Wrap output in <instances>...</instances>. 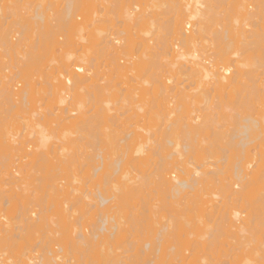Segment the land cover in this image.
I'll return each instance as SVG.
<instances>
[{
  "label": "bare ground",
  "instance_id": "obj_1",
  "mask_svg": "<svg viewBox=\"0 0 264 264\" xmlns=\"http://www.w3.org/2000/svg\"><path fill=\"white\" fill-rule=\"evenodd\" d=\"M2 1L3 0H0V3H2ZM22 1L23 0H17V2L15 1V3L9 4L10 6L6 5L5 8L7 9V14L3 13V10H1L3 7L2 5H0V12L2 14H0V18L3 17L1 20L4 22L0 28V48L3 52L2 55H4L2 58H5V55H7V57L13 56L12 59L14 60L12 64L8 63L9 65H0V73H2V77L0 76V113L3 114V116L0 115V118L4 119L2 117H6L7 119L9 118L10 121L16 120L15 117L17 116V114L14 112L17 110V108L29 107L28 119L18 117L21 120L17 122V127L14 130L10 131L9 129L7 130V128H2V130L0 129V136L2 139L0 146H2L4 148V151L6 152V154L5 152L3 153L5 154V157H3V159L5 158L7 161H9L6 166L0 167V252L4 254V250L6 249L7 251V249H9L10 247V244H12L11 246H13L14 244H16L15 241L18 242L24 239V237L26 238V234H38L40 231L42 232L43 229L45 230L46 227L48 228V218L45 214H43L45 209L48 210L47 207H49V210L52 208L56 211H60L62 218L61 222L63 223H61L60 227H58L57 225L56 226L59 229L62 227L63 231L68 232L69 235L70 233H72L73 236L70 240L71 245L69 242L70 238L67 240V243L64 241L65 238H63L62 240H54V247L56 249H53V247H50L49 245H42L41 242H36L37 245L33 244L34 247L31 246L33 247L32 249H29L31 248L29 245L28 247H26V249L28 248V251H25L24 249V252L17 255L15 261H12L10 259V264L77 263V258L79 257V254L76 255L77 249L81 254L80 259L82 260V262L79 260V262H81L80 264H89V259L91 263L93 262L94 264H98L100 261L104 262L107 259L106 252L108 250V243L110 241H115L116 243V240L118 239L116 237H118L117 235L119 234V232L126 230V228H124L125 224L123 223H128L126 222L128 220L126 217L125 220L124 217H122V210L123 207H125V201L128 198H137L141 203L143 202L146 205V208L145 206L143 207L145 209V213L147 212V214L154 213L153 209L156 205L155 203L151 204V202L157 199L159 202L156 203H160V205L162 204V212H168L170 217L169 215L166 217L164 216L162 217V222L159 221L155 222L157 224H150L148 228L154 231V233L156 234V236H154L155 238H146L147 240L144 239L146 241H143V243L142 241H140L142 245H140V249L138 248L139 252H135L133 250L135 254H132V258L131 260H129V262H126L128 259L127 256L129 257L131 253H128V255L126 256L127 259L126 261L124 260L126 263L124 261L122 262L116 260L118 264H120V262L121 264H139L137 260L139 259L138 257L141 258L139 259L141 264H186L183 263V260H185L183 256L186 254L182 255V248H180L181 246L177 248V245H179L180 243L178 242L179 244H175L174 242L176 241L174 240L173 243L170 242L171 244H168L170 240H173L168 239L170 237L169 234H171V232L175 233V231L173 230L182 229V226L185 227L186 224L187 226H192V228L196 230H211L212 233L209 232L211 234H213V231H215L216 233L217 231L223 230V233L228 237L234 236L237 233L241 235L247 233L250 230L248 225L253 223V219L250 217V213L245 214L249 207L247 192V188L249 187L253 188L254 190L255 209L258 212H261V214L264 216V120H261L260 118H252L253 116L251 115H249L251 117L244 116V118L242 119H236L234 117L235 121H233V123L231 124L228 123V125H231L232 127L230 126V129H225L227 128L226 126L224 130L221 131V128L224 127L225 123H219L218 118L214 115L215 112H211L212 114L208 113L207 111L209 108L205 109L207 110V114L204 113L202 117L201 115H194V117H192V114V116H190L189 113H184L186 112L187 106L183 104V102L187 104V101H189L188 98H190V93L184 92L190 86L189 82L188 84L185 83L186 85L183 84L184 82H181L184 86L180 85L178 82V85L177 83H174V81L170 77H166L164 75V73H175V71H179L182 75L183 73L184 75H186V73H189V79L193 78L194 76H197V78L200 77L197 81H199V79H203V82L207 81L208 85H210L211 87H215L221 90L231 86H242V89L250 87L248 88L251 90L250 95L256 96V98L262 102L264 100V0H168L170 1L168 3L171 4L164 6L165 10L164 8H160L159 5H157V8L156 6H154L153 8V10H158V8L163 9V11L161 10L163 14L164 11H166L165 14L170 15L168 16V18L164 17L165 20L162 18V21H159L161 20L160 18L155 19L154 17H152V5L149 4L151 2L150 0H147L148 2L144 0L147 3H145V7L148 10L146 8H141V6L139 5H136V2L134 3V1L133 5L129 6L128 4H123L124 6L121 7L120 5H122V0H90L89 6L86 7L87 5L85 3L87 2V0L86 2L84 0H65L64 9L62 8L63 11L61 12L60 9L61 13L53 12L52 10L54 9H51L53 8L51 7V5V8L48 7V5L44 7L43 4H41V0V2L37 5L34 3L36 5L35 8L32 9L33 11H31V13L28 11L26 16L24 15L25 13H21L22 10L26 9V4H24ZM135 1L138 2V0ZM249 1L251 2L247 3ZM162 2V5H165L166 2ZM27 4L29 5L30 2ZM152 4L154 5V3ZM251 4L254 5V11L250 9L252 7H249ZM97 6L98 9H96ZM119 6L123 8L121 9L124 13V15L122 16H125V18H127L126 20L128 22L125 23L129 24L130 22H132L134 25L138 26V24H141L142 26L145 25V27L146 24H148L147 26L149 27L153 26V29H151L154 31V33L155 30H165V33H163L162 31L163 34L161 36H154L155 38L152 37V39H149V37L155 34L149 36L153 31L150 32L151 29L148 30L147 28L149 27H147L145 35L148 34L149 37L147 36L148 39L146 41H141L144 42V46L142 45L145 50L144 54L142 53L141 57L138 56L140 58H137L136 56V61L134 60V55L131 54L128 59V64L129 62L130 65L134 64V70L136 69L137 64V66L140 67L139 69L147 68V71L145 70L146 73L151 70V68L158 69L159 66H161V71L158 73L157 78L152 82L154 83V87L155 84L157 85V88H155L154 90H157V93H160L159 96H157V94L156 98L153 99V101H157V103L153 105V109H158L159 111H156L159 113L162 111L161 115L164 114L163 117H165L166 120L170 119L172 115H175L176 112L180 111V115H178V113V117L177 115L176 117L179 118L182 114V116H185L184 118L186 119H181L182 116L177 120L175 119V121L172 120L173 118H171V120L167 122L164 119L166 122L164 124L166 125L165 127H163V129L165 128L164 132L162 130V134L164 135L160 139L155 138L153 136L154 134H151L154 131L149 133V130H143L144 132L146 131L147 134L146 132H143L142 134V131H140L141 133H138L135 130L128 132H125V130V134L122 133V135L120 133L122 135L121 137H111L109 135L107 137L105 135V137L97 138V134V136L95 134H92L93 136L95 135L97 139H94L93 142L90 140L93 146L89 147L94 150L91 151H93L92 153L95 154L93 155V158L90 154L92 160L90 159L91 164L89 165V168L91 167V170L89 169V176L86 174L87 177L84 178V180L87 179V181L84 182H89L90 184H88L90 185V187H93L91 190H86L87 192H84V194H82L83 192L81 193V191L76 188L81 193L80 194L78 192V200L81 199L87 207V209L85 206H83V208L85 209L81 207L82 211L78 208L77 210L81 211L82 213H80L85 217H87V215L85 214H88V220L91 222L88 223L87 218H84L85 220L83 219V221L85 222L82 221L83 223H80L82 219L81 216V218H78L80 221L78 220L77 225L75 224L76 227H79L77 228V230H72V224L69 222V224H64L63 220L66 219L67 216L71 215L70 217H72L75 214L71 213L77 211H73V204L72 207L70 205L68 206L66 203L68 201H65L68 195H70L71 193V195L74 194L73 192L75 191V189L69 192L66 191V188H64L62 184L64 177H61L62 173H60L59 176L58 172H62L64 168L70 167V160H68L70 157H67L68 159H66V155L62 154V151L65 148L64 143L69 144L73 141H76L77 139L76 137V139L71 138L72 136L70 137V134H68L70 132H68L67 134L66 132L70 128H73L76 131L80 129L78 125L76 126L75 119L69 125H66L67 123L65 120H70L71 117L75 116L83 119V117L81 116L86 115V113L89 112L87 109L86 111L88 112L85 111L86 107L83 109V101H85L86 99L88 103L87 99L93 98V95L89 93H92L94 91L89 92L91 90H89V87H92L93 84L96 86L98 92H101L102 87L101 83L99 82L101 80L104 81V77L106 76L110 78V75L112 74V72L109 73L111 68L110 70H108L109 74H107V72H102L101 66H104L103 64L105 63V61L106 63L107 61H110L111 64H108L111 65V67L113 65L112 69H114V71L116 70V72L119 70L122 71L123 69H127L126 67L128 66L123 68L120 63L118 64L117 56L119 54L125 55L124 52L128 51V49L130 48L132 50L134 43L132 38L136 37L137 35L136 34L134 36V33L128 34L123 29H120L117 25V22L119 21L117 20V18L116 25L120 30L118 29L117 32L114 30L115 33L113 34L109 33L107 30L109 34L103 33L104 35H102V30L100 28H96V36H98L99 40L101 39V42L99 41V43L97 44H100V46L102 45L101 49L98 50L96 48L100 52L99 57H103V59L99 63L100 58L98 57V60L95 59L96 57L93 56L91 50L87 47V38L83 34L85 32V29H87V24H81V27L77 19L79 18V15H82L79 12H83L84 10H86L85 8L91 7L93 9H96L94 10L95 12H97L98 10V13L102 14V12H105L110 16V11L112 13L116 7L120 9ZM28 8L29 10L31 9L30 6ZM48 9H50L51 13H49L50 11ZM3 14H6L7 16H3ZM106 14L100 15V18L104 21L109 20V17L105 18ZM100 18L95 17L96 21H101ZM107 22L110 23L109 21ZM4 24H7L8 27H4ZM130 25L132 24H129L128 26ZM2 26L4 27V29L2 28ZM190 26L193 27V31L191 33L189 31H186L187 28H190ZM136 29L138 30L139 27H136ZM109 31L111 32V30ZM158 31H156V33H158ZM209 31L211 32L209 33L211 34V36H209L210 39L206 38L207 41H205H209V45H206L203 41V44H205L206 46L204 45V48L199 47V44L201 46L200 41L205 39V37L207 36L206 34H208ZM137 32H139V30ZM29 34L33 35L34 39L33 36H30ZM114 34L119 35L116 36L119 38H116ZM49 35L51 36V39L49 38ZM110 35H112L113 37H110ZM28 36L32 38V42H28L29 40H26ZM141 36V38H147L146 36ZM58 38H62V40L66 39V47L68 46L75 49L77 48L76 50L72 51L71 49L68 50V52H66V55H64V58L61 59L62 61L58 59V56L61 53H59L61 45H58L61 43V41L59 42ZM65 45H63V47ZM139 46H141V44H139ZM63 47L61 51L64 49ZM82 47L83 49H81ZM56 50L58 51L55 52ZM79 50L81 51L79 52ZM89 50L91 53L89 52ZM52 52L59 54L57 56ZM89 53L92 55H90ZM95 54L97 55V53ZM60 55L62 56V54ZM92 56L95 58H93ZM108 56L111 57V59L108 60L107 58H105ZM1 60L3 61V59ZM138 60L139 62L135 65L134 62H137ZM162 60L164 61L162 62ZM106 63V66H104L103 70L106 69L107 66L109 69V65H107ZM98 64L100 65V67L98 66ZM100 68L101 71H99ZM60 69L64 70L66 76L60 72ZM13 70L15 71L12 72ZM31 72L38 73L36 74V78H39V82L37 79L35 80V78V81L33 80L32 77H34V73ZM100 73L101 75H99ZM191 75L193 76L191 77ZM188 76L186 75L187 79ZM61 78H64L65 80ZM116 79L117 78H115V80ZM194 79H196V77ZM16 80L24 83V89L20 91L15 90V88H17L18 86L17 84H19V81ZM32 80L33 83H41L40 86H44L42 87L44 89L39 88L41 93H38H40L41 96L43 95V97H47L50 99V101L56 103V109L54 108L55 110L49 108L45 113L40 112L38 111V109L40 108L36 107L34 103L32 104V100L35 95V92L32 90ZM110 80H113V77L110 78ZM147 81L149 82V79H146V83ZM95 82L97 84H95ZM172 83L174 84L171 85ZM145 85L143 86L145 87ZM148 85L150 87L152 84ZM208 85L207 87L210 88ZM154 87L152 86V89ZM172 90H178L180 92V94L178 95H183L179 98L180 100H178V97L176 99V95L174 96L172 94L176 100L172 101L174 97L171 98L172 95H167V93L171 92ZM121 93L123 92H120V94ZM40 95L38 96L40 97ZM159 97L160 99L158 101ZM173 102H177L176 105L175 103L173 104ZM105 106L109 109V105ZM102 107L100 108L101 110ZM58 108H60V112L58 110L59 114L55 112ZM153 109L151 107V111H154ZM82 110L86 113L82 114ZM103 111H101V114H99L101 117L104 116L106 119V117H109L108 114H110L111 112L107 113L108 110H106L107 112L105 110ZM149 113L152 112L149 111ZM155 115L156 113H154V116ZM104 117L102 118L104 119ZM4 120L6 121V119ZM4 120H1L0 124H4ZM179 120H181L182 122ZM63 121L65 122V124H63ZM105 123L107 124V121L104 122V125ZM89 125L90 126L88 127L91 128V124ZM66 126L69 128H66ZM82 127L84 128V126ZM64 130L66 131L64 132ZM70 130L73 132L75 131L72 129ZM85 130L87 131L86 128ZM83 134H85V132ZM80 135H82V133L79 134V136ZM157 135L158 134H156V136ZM89 136L92 138L90 134H88V137ZM50 139H56L58 145L56 146L53 143L48 145L47 143ZM84 143L88 144V142ZM77 147L80 148L79 146ZM220 150L223 151V153ZM218 151L221 152H219L218 154H224L222 156L223 158L210 161L209 159L215 157ZM253 151H255V153L250 154ZM48 152H51L55 156L59 157L56 158L57 160H55L53 168H45V175H39L38 178L35 177L34 180H40L41 182L45 181L46 183L44 186H42V188H44V191L41 190L45 193H42L40 197H34V200L31 198L32 190L27 191L28 188L25 189L27 182H29V180L33 178V168L28 167L29 162L27 160L31 157H38V155L39 157H42V160L44 158L47 159L46 153ZM154 155H156L157 157H161L159 159H156L159 160L157 162L158 167L155 165ZM240 155L242 156L240 157ZM37 157L35 159L39 158ZM61 157L65 158L66 160H63V158ZM45 159L43 161H45ZM135 161L137 162V164H134ZM221 161L222 164H220ZM63 162H67V164L63 165ZM152 163H154V167L158 169L156 170V168H154L156 172H158H155L156 179H153V184H148L150 181L147 183L146 179L145 184V180H143L142 178H135L131 175V169L145 168V166H148L149 164L152 165ZM223 164H226V167ZM221 165H223L224 168H222ZM55 171H57V173H55ZM33 172L36 171L33 170ZM45 179L49 181H46ZM34 180L31 182H34ZM84 184L85 183H83V186ZM69 186L71 188V185ZM69 186L67 188H69ZM80 186L82 188V183ZM86 186L87 185H85V187ZM90 187L88 186V188ZM208 189H215V191L217 190V192H219L220 195L216 194L217 192H210L212 195L210 196L213 200L216 201V203L213 202V200L209 197L208 199H205V195L208 196ZM26 192L27 194H25ZM28 192L31 193L29 194ZM46 192H48V195H45ZM42 197H45V199L49 197V200H51V203H48L50 201H48L47 199L48 202H46L48 204L46 203V207L43 204L45 207V209H43L44 211L41 209L42 207H36L40 203H43H38L40 199L41 201H43ZM144 197L147 199H145ZM70 200L71 199H69V201ZM81 200L79 202H81ZM140 202H138V204H140ZM33 203H37L38 205L36 204L34 207ZM70 203L71 202H69V204ZM209 203L211 204L208 205ZM40 205L42 206V204ZM175 206H179V208L181 209ZM135 207L136 206H132L130 209H136L137 207ZM158 207L161 208V206ZM210 207H212V210L210 209L211 211L208 212L207 210H209L208 208ZM36 208H38L37 211L35 210ZM70 208H72V212H70ZM156 209L157 207H155V210ZM178 209L181 211H179ZM191 211H196L193 214L197 213L195 216L193 215L194 218L192 219L194 220V222H192V219L190 220L191 214H188L189 216L187 215V213H190ZM133 213L135 215V213L137 212L134 211ZM130 214L133 216L132 213ZM215 214L218 215L214 220ZM181 215H184V220L182 221L183 225L179 223L181 222ZM176 217H178L180 221ZM185 218H189L192 223L189 220H185ZM121 220L124 221L122 222ZM217 220H219V222L221 221L219 225L217 223ZM43 221L46 222L44 223ZM212 222H216L218 226L216 227V224H211ZM145 224L146 223L144 222V226ZM43 226L46 227L43 228ZM133 226L135 229V227L138 226V223L132 225L131 227L133 228ZM146 227L142 228L145 229ZM175 227H177V229ZM132 228L131 231H133ZM139 229H141L140 224ZM259 229H264V220L261 223V226H259ZM67 236L68 235L66 234V237ZM11 237L13 238V240L16 238V240L12 242L13 240ZM9 241L11 243H9ZM115 243L112 242V246ZM131 244L136 245L137 243L135 242V244ZM68 245L72 246H69L72 249L75 248L73 250H75L76 254H74L75 256H77V258H72L70 254L69 255L71 258L66 255V249H68ZM208 245L212 246L211 244H207V246ZM116 246H118V244H116ZM40 247L42 249H40V251L42 252L36 254L38 252L37 248ZM131 247L134 249L132 245ZM72 249L70 250L71 253L74 252ZM199 249H201V247ZM211 249L212 248H210V250ZM186 250L184 249V251ZM70 251L68 250V252ZM166 251L169 252L167 253ZM234 251H236V249ZM234 251L232 250V253ZM110 253L112 252L110 251ZM138 253L140 255H138ZM6 254V256H8L7 252ZM171 254L173 255V257ZM226 255H228V253ZM251 255L252 259L246 260L244 264H264V242L255 246ZM2 256L0 254V264H6L5 259L2 258ZM6 258L8 259V257ZM74 259H76V261ZM123 259H125V256ZM71 260L74 261L71 262ZM168 260L173 262L167 263L169 262ZM110 261L111 260H109V264H117L114 257L112 258V263Z\"/></svg>",
  "mask_w": 264,
  "mask_h": 264
},
{
  "label": "rangeland",
  "instance_id": "obj_2",
  "mask_svg": "<svg viewBox=\"0 0 264 264\" xmlns=\"http://www.w3.org/2000/svg\"><path fill=\"white\" fill-rule=\"evenodd\" d=\"M15 1L17 2V0H3L2 1V3H0V5H2V9L1 10H3V13H8L7 12V9L5 8V6L7 5V6H10L9 4H12V3H15ZM34 1V2H33ZM36 0H23L22 2L24 3V4H26L25 5V8L26 9H24L25 10V12H24V10H22V14H24L25 16L27 15V13H28V11L31 13V11H33L32 9H34L35 8V6L37 5V4H39L40 2H41V0L39 1V0H37L38 1V3H37V1L35 2ZM45 1V2H44ZM51 3H50V2ZM64 1L65 0H42V3L41 4H43V6L45 7L46 5H48V7H50V5H51V7H53V8H51V9H54V10H52L53 12H60V9H61V12L63 11L62 10V8L64 9ZM85 2H86V0H84ZM83 1V2H84ZM90 0H87V2L85 3L86 5V7H88L89 6V4H90V2H89ZM133 1H134V3L136 2V5H139V6H141V8H146L145 7V1L144 0H138V2L137 1H135V0H122V5H120L121 7L122 6H124V5H126V4H128L129 6L130 5H133ZM147 1V0H146ZM151 2L149 3L150 5H152L151 6V8H152V12H151V15H152V17H154L155 19L156 18H160L161 20H159V21H162L163 19H164V17L166 18H168V16H170V15H167V14H165L166 13V11H164V14L161 12V10L163 11V9H160V8H164V10H165V7L164 6H167V5H169V4H171V3H168V2H170V1H168V0H160V2H159V0H150ZM153 1V2H152ZM162 1H165L166 3H165V5H162ZM30 2V4L28 5L27 3H29ZM33 2V3H32ZM148 2V1H147ZM251 1H249V2H247V3H250ZM32 3V4H31ZM36 5H35V4ZM44 3H46V4H44ZM143 3V4H142ZM152 3H154V5L152 4ZM61 4V5H60ZM124 4V5H123ZM147 4V3H146ZM156 4V5H155ZM161 4V5H160ZM32 5V6H31ZM34 5V6H33ZM56 5V6H55ZM157 5H159L160 6V8H158V10H153V8H154V6H156V8H157ZM30 6L31 7V9L29 10V8L28 7ZM58 6V7H57ZM119 6V7H120ZM163 6V7H162ZM33 7V8H32ZM55 7V8H54ZM120 7V9L118 8V7H116L114 10H113V12L111 13V11H110V16L108 15V14H106L105 12H102V14H106V17L105 18H108L109 20H106V21H104L103 19H101L100 18V15H102L101 13H98V10H97V12H95L94 10H96V9H98V6H97V8L96 9H93V8H85L86 10H84L83 12L82 11H80L79 13L80 14H82V15H79V18L77 19V21H78V23H79V25L81 26V24H87V29H85V32L83 33L84 34V36L87 38V41H86V43H87V47H88V49H90L91 50V52H92V54H93V56H95V57H93V58H95V59H97L98 57H99V55H100V52L98 51L99 49H101V47H102V45L100 46V44H97V43H99V41L101 42V39L99 40L98 39V36H96V32H95V30H96V28L97 29H101L102 30V35H104L105 33L106 34H109V33H115V31L117 32L118 31V29L120 28V29H123L124 31H126L128 34L130 33H134L133 35L135 36L136 34V37H134V38H132L133 39V47H132V50H131V48L130 49H128V51H125L124 52V54L126 55H122V54H119L118 56H117V61H118V64L120 63V65L123 67V68H125L126 66H128V67H126L127 69H123L122 71L121 70H119V71H117L116 72V70L114 71V69H112L113 68V65H112V67H111V65H109L108 63H110L111 64V62L109 61H107V63H106V61H105V63L107 64V65H109V69H108V66H107V68L106 69H104L103 70V68H104V66H106L105 65V63L103 64L104 66H101V68H102V72H107V74H109L110 72H112V74H113V76H112V74L110 75V78H112L113 77V80H110V78H108V76H106V77H104V81H100L99 83H101V87H102V93L99 91L98 92V90H97V88H96V86L95 85H93L92 84V87L90 86L89 87V92H91V91H94V92H92V93H89V94H91V95H93L92 97L93 98H91V99H87L88 100V103H87V101H86V97L84 98L85 99V101H83V105H84V107H83V109L85 108V111H86V109L89 111H86V112H88V113H86V112H83V110H82V114H85L86 113V115H82L81 117H83V119L82 118H80V117H77V116H75V117H71L70 118V120H65L66 121V125H69L72 121H74V119L76 120V126L78 125L79 126V129L80 130H75V129H73V128H70V129H72V130H75L74 132L73 131H71L70 129L66 132V134L68 133V132H70V133H68V134H70V137L71 138H77L78 139V137H79V139L77 140L76 138V141H73L72 143H64L65 144V148H64V150L62 151V154H64V155H66V159H68L69 157V159L68 160H70V167H68V168H64L65 169V171H64V169H63V171L62 172H58V175L60 176V173H62L61 174V177L63 176L64 177V179H63V181H62V184H63V187L64 188H66V191H73L74 189H75V191L73 192L74 194L73 195H68L67 196V199L65 200V201H68V202H66L67 203V205L69 206H71L72 207V204L74 205V207H72V208H74L73 209V211L74 210H77V208L80 210L81 209V211H82V208H83V206H85L86 207V205L82 202V200H81V202H79L80 200H78L79 199V194H78V192L79 191H81V193L82 194H84V192H87L88 191V189L89 190H91L92 189V187L93 186H91L90 187V183L88 184L87 182H84V181H87V179H85L84 180V178H86L87 177V175H88V173H89V171L91 170V167L89 168V165L91 164V161H90V159H91V155H92V158H93V155L95 154V153H92L94 150L92 149V148H90V147H92L93 145L91 144V142H90V140L93 142V140L95 139H97L98 137L99 138H102V137H105V135L108 137V135L109 136H111V137H121L123 134L122 133H124L125 134V132H128V131H132V130H135V131H137L138 133H141L140 131H142V134H143V130H149L148 132L150 133V132H152V131H154L156 134H158L157 136H156V134L154 133V132H152L151 134H154L153 136L155 137V138H162L163 137V135L164 134H162L163 132H164V129H163V127H165V125L166 124H164V123H166L167 121H170L171 120V118H173L172 120H174L175 121V119L177 120V119H179L181 116H182V114H181V116L179 117V118H177L178 117V115H180V112H176L175 113V115H172L171 116V118L170 119H165V117H163L164 116V114L163 115H161L162 113V111L159 113V112H157V111H159L158 109H153V105L154 104H156L157 103V101L155 102V101H153V99L154 98H156V95L157 96H159L160 95V93H157L158 91L157 90H154L155 88H157V85L155 84V87H154V83H152L153 82V80L154 79H156L157 78V76H158V73L161 71L160 70V68H162L161 66H159V68L158 69H154V68H151V70H149L147 73H146V71H147V68L145 69V68H143V69H139L140 67L139 66H137L136 65V63H138L139 62V60L137 61V62H134L135 63V65H136V69L134 70V67H133V65L134 64H131L130 65V62H129V64H128V59H129V57H130V55L131 54H133L134 55V60L136 61L137 59H136V56H137V58H140L141 56H142V53L144 54V42H141V41H146L147 39H148V37L149 36H151V35H153V34H155V35H153V36H151V37H149V39L151 38L152 39V37H154V36H161L163 33H165L162 29V31H163V33H162V31H158V30H155V33H154V31L152 30L153 29V26L151 27H149V26H147L148 24H146V27H145V25H141V24H138V26L137 25H134L132 22H130L129 24H132V25H130V26H128L129 24H127V23H125V22H128L126 19L127 18H125V16H122V15H124V13L122 12L123 10H121V9H123V8H121ZM249 7H252V8H250V9H252L253 11H254V5L253 4H251ZM28 8V9H27ZM149 8V7H148ZM167 8V7H166ZM147 9V8H146ZM160 9V10H159ZM249 9V8H248ZM249 9V10H250ZM49 11H50V9H48ZM57 10V11H56ZM148 10V9H147ZM146 10V11H147ZM150 10V9H149ZM6 11V12H5ZM154 11V12H153ZM251 11V10H250ZM60 12V13H61ZM82 12V13H81ZM49 13H51V11L49 12ZM98 13V14H97ZM115 13V14H114ZM162 13V14H161ZM0 14H1V12H0ZM6 14H3V16H7ZM115 16H114V15ZM2 15V14H1ZM95 15V16H94ZM150 15V14H149ZM113 16V17H112ZM95 17L97 18V17H99L100 18V20L101 21H96V19H95ZM114 17H115V20H114ZM3 18V17H2ZM2 18H0V20L2 19ZM116 18H117V20H119L118 22L116 21ZM125 18V19H124ZM163 18V19H162ZM94 19H95V21H94ZM121 19H123V20H121ZM112 20H114V21H112ZM125 20V21H124ZM165 20V19H164ZM93 21H94V23H93ZM107 21H109L110 23H108ZM158 21V22H159ZM97 22V23H96ZM116 22H117V25L119 26V28H118V26L116 25ZM125 24H124V23ZM4 22L1 20L0 21V28H1V25L3 24ZM54 23V22H53ZM52 23V24H53ZM123 25H121V24ZM110 24V25H109ZM54 25V24H53ZM95 25V26H94ZM140 25V26H139ZM117 27V29H116V27ZM4 27H8V25L7 24H4ZM4 27L2 26V28L4 29ZM82 27V26H81ZM80 27V28H81ZM90 27V28H89ZM109 27H111V28H109ZM133 27H135V28H133ZM136 27H139V32H137L138 30L136 29ZM142 27H144V28H142ZM147 27H149V28H147ZM109 28V29H108ZM150 30L151 28V30H150V32L151 31H153V32H151V34L148 36V34H146L145 35V31L147 30ZM2 29V30H3ZM89 29V30H88ZM119 29V30H120ZM134 29H136V30H134ZM144 31H143V30ZM107 30H108V32H107ZM109 30H111V32L109 31ZM115 30V31H114ZM132 31V32H131ZM156 31H158V33H156ZM186 31H189L190 33L193 31V27L192 26H190V28L188 29L187 28V30ZM87 32V33H86ZM104 33V34H103ZM144 33V34H143ZM161 33V34H160ZM209 33H211L210 31L208 32V34H206L207 36L205 37V39L204 40H201L200 41V43H201V46H200V44H199V47H205L206 45H209V41L208 42H205V41H207L206 40V38L208 39H210V37L209 36H211V34H209ZM117 34V33H116ZM116 34H114V36L116 37V36H119V35H116ZM30 36H33V35H31V34H29ZM141 35H143V37L144 36H148L147 38H141L142 36ZM14 36H15V34H14ZM30 36H28L27 37V41L28 42H32V38L30 37ZM50 36V35H49ZM141 36V37H140ZM96 37H97V39H96ZM110 37H113L112 35H110ZM132 37V36H131ZM140 37V38H139ZM50 39H51V36L49 37ZM53 38V37H52ZM116 38H119V37H116ZM155 38V37H154ZM33 39H34V36H33ZM63 39H64V37H63ZM76 39V38H75ZM74 39V40H75ZM142 39V40H141ZM53 40V39H52ZM58 41L60 42L61 41V43L60 44H58V45H61V49H62V47H63V45H65V41H66V39L65 40H62V38H58ZM138 41V42H137ZM140 41V42H139ZM205 42V44H203L204 42ZM46 42V41H45ZM48 42H50V41H48ZM136 43V44H135ZM141 44V46H139V44ZM63 44V45H62ZM135 44V45H134ZM203 44V45H202ZM83 45H85V44H83ZM99 45V46H98ZM138 45V46H137ZM143 45V46H142ZM205 45V46H204ZM55 46H57V45H55ZM55 46H54V48H55ZM85 47V46H84ZM135 47V48H134ZM180 47V46H179ZM64 49V51L62 50L61 51V49H60V51H59V53L60 54H62V56L59 54V56H58V54H56L55 52H57L58 50H56L55 52H52V53H55V55H57L59 58V60L60 61H62L61 59H63L64 58V55H66V52H68V50H70L71 49V51L72 50H76L75 48H72V47H66V45L63 47ZM68 48V49H67ZM98 50H97V49ZM136 48H138V49H136ZM201 48H199V49H201ZM65 49H67V50H65ZM81 49H83V47L81 48ZM85 49H87V48H85ZM136 49V50H135ZM139 49H140V51H139ZM0 50H1V48H0ZM90 50H89V52H90ZM134 50V51H133ZM81 50H79V52H80ZM88 51V50H87ZM132 51V52H131ZM74 52V51H73ZM76 52V51H75ZM90 52V53H91ZM97 53V55L95 54V53ZM134 52V53H133ZM136 52V53H135ZM138 52V53H137ZM89 53V54H90ZM99 53V54H98ZM140 53V54H139ZM3 54V52H2V50L0 51V65L1 64H12L13 62H14V60L12 59L13 58V56H8L7 57V55H5L6 57L5 58H2L4 55H2ZM43 54V53H42ZM92 54H90V55H92ZM95 54V55H94ZM138 56H140V57H138ZM8 58V59H7ZM11 58V59H10ZM100 58V57H99ZM105 58H107L108 60L109 59H111V57H105ZM1 59H3V61L1 60ZM103 59V57L102 58H100V60H99V63L101 62V60ZM107 59H105V60H107ZM115 59V60H116ZM6 60H7V63H6ZM98 60V59H97ZM134 60H132V61H134ZM44 61V60H43ZM42 61V62H43ZM104 61V60H103ZM102 61V62H103ZM131 61V62H132ZM164 60H162V62H163ZM96 63H98V62H96ZM8 64V65H9ZM113 64V63H112ZM165 64V63H164ZM98 66L100 67V65L98 64ZM130 66H131V69H130ZM218 66H220V65H218ZM133 67V68H132ZM101 68L99 69V71H101ZM110 68H111V70H110ZM61 69H63V68H61ZM60 69V72L63 74V75H65L66 76V73L64 72V70H61ZM137 69H138V71H137ZM107 70V71H106ZM108 70H110L109 71V73H108ZM130 70V71H129ZM132 70H134V71H132ZM140 70V71H139ZM146 70V71H145ZM15 70H13L12 72H14ZM114 71V72H113ZM133 73H132V72ZM116 72V73H115ZM120 72V73H119ZM135 72V73H134ZM179 71H175V73L174 72H168V73H164V75L166 76V77H170L173 81H174V83H177L178 84V82H179V84L180 85H182V83L184 84V85H186V84H188V82H189V87L184 91V92H189L190 93V98H188V100L189 101H187V104L186 103H184L183 101V104H185L186 106H187V108H186V112H184V113H189V115L190 116H192V117H194V115L195 116H200L201 115V117L203 116V114L205 113V114H207L206 113V111L207 110H205V109H208V113H210V114H212L213 112H215V116L218 118V121H219V123L220 124H224L225 123V125H224V127L223 128H221V131H223L224 130V128L227 126V128H225V129H230L232 126L231 125H228V123L229 124H231V123H233V121H235V118L237 119V118H239V119H242V118H244V116L245 117H251V116H253L252 118H260L261 120H264L263 118H264V100L261 102L260 100H258L257 98H256V96H251L250 95V92H251V90L250 89H248V88H250V87H248V88H246V89H242L243 87L242 86H231V87H227L226 89H223V90H221V89H218V88H215V87H211L210 85H208V82L206 81H204L203 82V79H199V81H197L198 80V78H200V77H198L197 78V76H194L193 78H190L189 79V77L190 76H188V74L186 73V75L188 76V79H187V77H186V75H184V73H183V75L179 72ZM31 73H34V77H32L33 78V80H34V78H35V80L37 79L38 80V82H39V78L37 77L36 78V74H38V73H36V72H31ZM115 73V74H114ZM131 73H132V75H131ZM178 73V74H177ZM1 74L2 73H0V76H1ZM117 74V75H116ZM121 76H119V75ZM126 74V75H125ZM99 75H101V73L99 74ZM123 75V76H122ZM33 76V75H32ZM68 76V75H67ZM135 76H136V78H135ZM193 75H191V77H192ZM2 77V76H1ZM0 77V78H1ZM123 77V78H122ZM127 77H128V79H127ZM131 77V78H130ZM186 77V78H185ZM196 77V79H194ZM115 78H117L116 80H115ZM119 78V79H118ZM61 79H64V78H61ZM126 79V80H125ZM146 79L148 80L149 79V82H151V83H149L148 81H147V83H146ZM186 81H185V80ZM33 80H32V83L31 84H33V87H32V90L35 92V95H34V98H33V100H32V104L34 103V105L36 106V107H38V108H40V109H38V111H40V112H47L48 111V109L49 108H51V109H56V103H54L53 101H50V99L49 98H47V97H43V95L41 96L40 95V89H44V88H42V87H44L43 85L42 86H40L41 85V83L40 84H35V83H33ZM34 80V81H35ZM65 80V79H64ZM107 80V81H106ZM123 80V81H122ZM132 80V81H131ZM145 82H144V81ZM177 80V81H176ZM184 80V81H183ZM16 81H19V80H16ZM63 81V80H62ZM109 81H111V82H109ZM113 81V82H112ZM142 81H143V84H142ZM196 81V82H195ZM203 83H202V82ZM15 82V81H14ZM105 82H107V83H104ZM182 82V83H181ZM103 83V84H102ZM108 83H110V84H108ZM112 83H113V86H112ZM114 83H115V85H114ZM120 83V84H119ZM146 85H145V84ZM174 83H172L171 85H173ZM186 83V84H185ZM24 83L23 82H21V81H19V84H17L18 86H17V88H15V90L16 91H20V90H22V89H24V85H23ZM95 84H97L96 82H95ZM117 84H119V85H117ZM121 84H122V86H121ZM124 84V85H123ZM142 84V85H141ZM148 84H152L150 87H149V85ZM178 84V85H179ZM192 84V85H191ZM249 84H250V82H249ZM38 85V86H37ZM105 87H104V86ZM111 87H110V86ZM143 85H145V87L143 86ZM184 85H182V86H184ZM207 85L210 87V88H208L207 87ZM93 86H94V88H93ZM117 86H119V87H117ZM152 86L154 87L153 89H152ZM247 86V85H246ZM250 86V85H249ZM38 87V88H37ZM46 87V86H45ZM107 87V88H106ZM180 87V86H179ZM40 88V89H39ZM119 88H120V90H119ZM124 88V89H123ZM213 88V89H212ZM106 89V90H105ZM133 89V90H132ZM38 90V91H37ZM97 90V91H96ZM101 90V89H100ZM151 90V91H150ZM153 90V91H152ZM123 92V93H121L120 94V92ZM173 91V90H172ZM168 92L167 93V95L168 94H170V95H176V99H177V97H178V100H180L179 98L181 97V96H183V95H178V94H180V92L178 91V90H175V91H173V92ZM38 92H40V93H38ZM156 92V93H155ZM160 92V91H159ZM100 93V94H99ZM40 95V97L38 96V95ZM130 94V95H129ZM152 94H153V97H152ZM182 94V93H181ZM90 95V96H91ZM154 95H155V97H154ZM169 95V96H170ZM171 96V98H173L174 96ZM103 96V97H102ZM103 98V99H102ZM152 98V99H151ZM159 99H160V97L158 98V101H159ZM92 100V101H91ZM103 100V101H102ZM90 101V102H89ZM99 101H101V102H99ZM105 101V102H104ZM109 103H108V102ZM172 101H176L175 100V97L172 99ZM152 104H151V103ZM52 103V104H51ZM53 103H54V106H53ZM87 103V104H86ZM103 103V104H102ZM106 103V104H105ZM150 103V104H149ZM175 102H173V104H174ZM177 103V102H176ZM176 103H175V105H176ZM85 104H86V106H85ZM95 105V106H94ZM105 105H109V109L105 106ZM100 106V107H99ZM103 106V107H102ZM148 106V107H147ZM152 107V109L154 110V111H151V107ZM102 107V110L100 109ZM104 107H106V108H104ZM54 109V110H55ZM60 108H58L55 112H57L58 114H59V112H60V110H59ZM183 109V108H182ZM181 109V110H182ZM0 110H1V108H0ZM58 110H59V112H58ZM91 110V111H90ZM98 110V111H97ZM100 110V111H99ZM103 110H108V112L107 113H110V114H108V116L109 117H106V119H105V117L104 116H102V117H104V119L100 116V114H101V111H103ZM113 110V111H112ZM157 110V111H156ZM211 110V111H210ZM92 111H93V113H92ZM94 111H96V112H94ZM149 111L150 112H152V113H149ZM28 112H29V107H18L17 108V110L14 112V113H16L17 114V116L15 117V119L16 120H9V118L7 119L6 117H2L3 116V114H1L0 113V115H2L1 117L2 118H4V119H6V121L4 120V119H1V120H4V124H0V129L2 130V128H7V130L9 129L10 131H12V130H14L16 127H17V122L18 121H20L21 119L20 118H25V119H28ZM104 112V111H103ZM148 112V113H147ZM212 112V113H211ZM97 113V114H96ZM100 113V114H99ZM154 113H156V115L154 116ZM158 113V114H157ZM179 113V114H178ZM183 113V112H182ZM183 113V114H184ZM93 114V115H92ZM160 114V115H159ZM178 114V115H177ZM192 114V115H191ZM197 114H199V115H197ZM217 114V115H216ZM236 114H237V117H236ZM88 115V116H87ZM96 115V116H95ZM151 115H153V116H151ZM176 115H177V117H176ZM186 115V114H185ZM238 115H239V117H238ZM247 115V116H246ZM249 115H251V116H249ZM5 116V115H4ZM80 116V115H79ZM91 116V117H90ZM163 117V118H161V117ZM240 116H242V117H240ZM18 117H20V118H18ZM88 117V118H87ZM102 119H101V118ZM185 117V116H184ZM183 116H182V118L181 119H183L184 118ZM235 117V118H234ZM95 118V119H94ZM98 118V119H97ZM155 118V119H154ZM158 118H160V119H157ZM233 118H234V120H233ZM89 119V120H88ZM99 119H100V121H99ZM166 120V122H165V120ZM184 119H186V118H184ZM183 119V120H184ZM0 120V121H1ZM79 120V121H78ZM82 120V121H81ZM86 120V121H85ZM102 120V121H101ZM107 121V124L105 123V125H104V122H106ZM109 120V121H108ZM164 120V121H163ZM80 121H81V123H80ZM90 121V122H89ZM162 121V122H161ZM179 121H181V120H179ZM69 122V123H68ZM86 122V123H85ZM182 122V121H181ZM77 123H80V124H77ZM163 123V124H162ZM63 124H65V122L63 121ZM85 124V125H84ZM89 124H91V128H89L88 126H90ZM82 126H84V128L82 127ZM108 126V127H107ZM231 126V127H230ZM72 127V126H71ZM81 127V128H80ZM88 127V128H87ZM66 128H69V127H67L66 126ZM85 128L87 129V131L85 130ZM159 128H161V129H159ZM48 129V128H47ZM76 129H77V127H76ZM82 129V130H81ZM85 131H84V130ZM89 129V130H88ZM156 129V130H155ZM105 130V131H104ZM126 130V131H125ZM159 130V131H158ZM162 130H163V132H162ZM66 130H64V132H65ZM81 131H83V132H81ZM102 131H104V132H102ZM125 131V132H124ZM78 134H77V133ZM82 133V135H80L79 136V134H81ZM85 132V134H83ZM106 132H107V134H106ZM109 132V133H108ZM146 132V131H145ZM144 132V133H145ZM72 133H74V134H72ZM99 133V134H98ZM103 133V134H102ZM122 135H121V134ZM148 133V134H149ZM88 134H90L91 136H92V138L89 136L88 137ZM92 134H97L96 136H97V138H96V136H95V138H94V136L92 135ZM146 134H147V132H146ZM150 134V135H151ZM1 135V134H0ZM86 135H87V137H86ZM101 135V136H100ZM74 136V137H73ZM78 136V137H77ZM82 136V137H81ZM53 138V137H52ZM82 138H83V140H82ZM87 138H89V139H87ZM81 139V140H80ZM1 136H0V145H1ZM79 141V142H78ZM81 141V142H80ZM64 142H66V141H64ZM75 142V143H74ZM84 142H88V144L87 143H84ZM95 142V141H94ZM55 144L56 146L58 145V142L56 141V139H50L49 141H48V145H50V144ZM78 143V144H77ZM80 143V144H79ZM83 145H82V144ZM77 144V145H76ZM71 145V146H70ZM81 145H82V148H81ZM86 145V146H85ZM77 146H79L80 148H78ZM84 146V147H83ZM90 146V147H89ZM87 147V148H86ZM253 147V146H252ZM86 148V149H85ZM251 148V147H250ZM90 150V151H89ZM91 150H93V151H91ZM221 151V150H220ZM220 151H218L217 152V155H215V157H212L211 159H209L210 161H212V160H218V159H222L223 157V155L224 154H218ZM5 151H4V148L2 147V146H0V167H2V166H6L8 163H9V161H7L5 158V160L3 159V157H5V154H6V152H5V154H3ZM222 153H223V151H221ZM220 152V153H221ZM253 153H255V151H253L252 153H250V154H253ZM45 154V153H44ZM91 154V155H90ZM4 155V156H3ZM46 158L47 159H45L44 158V156H43V158L45 159V161H43L42 160V157H39V155H38V159L40 160H38V159H35V158H33V157H31V158H28V162H29V165H28V167L29 168H33V170L34 171H36V172H33V170H32V173H33V178L32 179H30L29 180V182H27V187L25 186V189L26 188H28L27 189V191H30V190H32V196H31V198L32 199H34V197H40V195L42 194V193H45V192H43L44 191V188H42V186H44L45 185V181H36V180H34L35 179V177L36 178H38V176L39 175H45L46 173V171H45V168H53L54 167V162H55V160H57L56 158L57 157H59V156H55L53 153H51V152H48V153H46ZM158 155V154H157ZM225 155H228V154H225ZM41 156V155H40ZM162 156V155H161ZM242 155H240V157H241ZM54 157V158H53ZM68 157V158H67ZM90 157V158H89ZM33 158V159H32ZM41 158V159H40ZM61 158H63V157H61ZM159 158H161V157H157L156 155H154V161H155V165L158 167V161L159 160H156V159H159ZM53 159V160H52ZM65 158H63V160H64ZM65 159V160H66ZM72 159V160H71ZM2 160H3V162H2ZM92 160V159H91ZM6 161V162H5ZM2 163V164H1ZM65 162H63V165H66L67 164V162L64 164ZM134 164H137V162L135 161L134 162ZM154 163H152V165H148V166H145V168H134V169H131L130 170V173H131V175L132 176H134L135 178H142L143 180H147V183L148 184H153V179L155 178L156 179V173L158 172H156V170H158L156 167H154V165H153ZM220 164H222V161H221V163ZM82 165H84V166H82ZM218 165H219V163H218ZM223 165H225V167H226V164H223ZM223 165H221V167L222 168H224L223 167ZM56 167V166H55ZM58 167V166H57ZM74 168H75V170H74ZM82 168V169H81ZM152 168H153V171H152ZM154 168H156V170L154 169ZM68 169V170H67ZM71 169V170H70ZM77 169V170H76ZM90 169V170H89ZM71 171V172H70ZM64 172V173H63ZM73 172V173H72ZM154 172V173H153ZM156 172V173H155ZM55 173H57V171H55ZM69 173V174H68ZM72 173V174H71ZM154 175H153V174ZM67 174H68V176H67ZM70 174H71V176H70ZM87 174V175H86ZM176 174V173H175ZM74 175V176H73ZM86 175V176H85ZM89 176V175H88ZM152 176V177H151ZM62 177V178H63ZM69 177V178H68ZM74 177V178H73ZM80 178V179H79ZM42 179V178H41ZM46 179H48V178H46ZM45 179V180H46ZM68 179V180H67ZM34 180V182H31V181H33ZM77 180V181H76ZM146 180L144 181L145 182V184H146ZM152 180V181H151ZM46 181H49V180H46ZM64 182V183H63ZM68 183V184H66V183ZM152 182V183H151ZM81 183H82V188H81ZM83 183H85L84 184V186H83ZM156 184V183H155ZM69 185H71V188H70V186H69V188H67ZM85 185H87L86 187H85ZM210 185V184H209ZM65 186H67V187H65ZM73 186V187H72ZM88 186L90 187V188H88ZM85 187V188H84ZM76 188H78V190L76 189ZM41 190H43V191H41ZM83 190V191H82ZM87 190V191H86ZM26 191V190H25ZM46 191V190H45ZM47 191H48V189H47ZM212 191L215 193V192H217V190L215 191V189L214 190H212V189H208V192H207V194H208V196H206L205 195V199H208V197L209 198H211L212 199V195H211V193H212ZM211 192V193H210ZM247 192H248V204H249V207H248V210H247V212L245 213V214H249L250 213V217L253 219V223L252 224H249L248 225V227L250 228V230L247 232V233H245V234H243V235H241V234H239V233H237V234H235L234 236H230V237H228L227 235H225L223 232V230H220V231H217L216 233H215V231H213V234H211L212 233V231L210 230H204L203 231V229H199V230H196V229H194V228H192V226H187V224H186V226L185 227H183L182 226V229H179V230H173V231H175V233L174 232H171V234H169L170 235V237L168 238V239H173L172 241L170 240H168L169 242H168V244H171L170 242H174V240L177 242H174L175 244H179V245H177L178 247L177 248H179L180 246V248H182V255H184V254H186V255H184L183 257H184V259L185 260H183V263H186V264H208V263H210V264H244L245 262H246V260H251L252 259V255H251V253L253 252V248L255 247V246H257L258 244H261V243H263L264 242V229H259V226H261V223L263 222V220H264V216L261 214V212H258L256 209H255V203H254V199H255V196H254V190H253V188H247ZM29 193V192H28ZM31 193V192H30ZM29 193V194H30ZM76 193V194H75ZM80 193V192H79ZM80 193V194H81ZM25 194H27V192L25 193ZM78 194V195H77ZM216 194H219V192H217ZM45 195H48V192H46V194ZM153 195V194H152ZM211 195V196H210ZM220 195V194H219ZM44 196V195H43ZM145 196V195H144ZM46 197V196H45ZM45 197L43 198L42 197V200L43 201H41V199L38 201V203H40V202H43V203H40V204H42V206L39 204H37L38 206H36V207H42L41 209L43 210V209H45V207H46V203L48 202V201H50V202H48V203H51V200H49V197H47L46 199H45ZM70 197V198H69ZM76 197V198H75ZM204 197V196H203ZM80 198H81V196H80ZM145 198V197H144ZM47 199H48V201H47ZM69 199H71L70 201H69ZM145 199H147V198H145ZM210 199V200H211ZM31 200V199H30ZM35 200V199H34ZM45 200V201H44ZM78 200V201H77ZM157 199H155V201H152L151 202V204L153 203H155V207H157V209L155 210V207H154V209H153V211H154V213L153 214H147V212L145 213V209H144V207L143 206H145V208H146V205L142 202H140L137 198H135V199H132V198H128V199H126V201H125V207H123V210H122V217H124V220L127 218V220L128 221H126V222H128V223H123V224H125V227L124 228H126V230H123V231H121V232H119V234L117 235L118 237H116V238H118L117 240H116V243H115V241H110L109 243H108V250H107V252H106V255H107V259L103 262V261H100L98 264H109V260H111L110 262L112 263V258L114 257V259H115V262H116V260H119V261H126V259H127V261L126 262H129V260H131V256H132V254L134 255L135 253H134V251L136 252V251H138L139 252V249L141 248V246L140 245H142V243H143V241H146L147 239H150V237L152 238V237H154V236H156V234L154 233V231H152V230H150L149 228H148V226L150 225V224H152V223H155V222H159V221H161L162 222V220H163V218L162 217H166V216H168L169 214H168V212H166L165 210V212L167 213H165V212H162V204L160 205V203H156V202H159L158 200L156 201ZM213 200V199H212ZM47 201V202H46ZM79 202V203H76V202ZM140 202V204H138V202ZM168 201V200H167ZM35 202V201H34ZM45 202V203H44ZM69 202H71L70 204H69ZM213 202H215L216 203V201L215 200H213ZM18 203H20V202H18ZM47 203V204H48ZM60 203V202H59ZM65 203V202H64ZM36 204H34L33 203V205H34V207H35V205ZM45 205V207H44V205ZM80 204V205H79ZM83 204V205H82ZM133 204H137V205H133ZM144 204V205H143ZM157 204H158V206H161V208L160 207H158L157 206ZM211 203H209L208 205H210ZM76 205V206H75ZM67 206V207H68ZM134 207V206H136L135 208L136 209H130L131 207ZM143 207V209H142V207ZM1 207V206H0ZM44 207V208H43ZM66 207V206H65ZM80 207V208H79ZM82 207V208H81ZM175 207H177V208H179V206H175ZM180 207H182V206H180ZM48 208V210H46L45 209V211H46V213H45V211H44V213L43 214H45L46 215V217L48 218V223H49V226L48 225H46V226H48V228L46 227V226H43V228L44 227H46V229H48V230H44L43 229V231L41 232L40 230V232L38 233V234H35V233H33V235L31 234V235H29V233L28 234H26V238L24 237V239H22V240H20V239H17V240H20V241H18V242H16L15 240H16V238L13 240V238H12V242H14L15 241V243L17 244H14L13 246H11L12 244H10V247H9V249H7V251H6V249L4 250L5 252H3L4 254H2V252H0V254H1V256H2V258H4L5 259V263L6 264H10V261L12 260H16V257H17V255L18 254H20V253H22V252H24V249H25V251L28 249H26V247H28L29 245H30V247L31 246H33V244L34 245H37V243L39 242H41L42 243V245H49L50 247H53V249H56L55 247H54V245H55V242H53L54 240H62L63 238H65L64 239V241L67 243V240L69 239V242H70V245H71V237L73 236V234L72 233H70V235L68 234V232H65V231H63L62 230V227L59 229L58 227H60L61 226V223H63V222H61V220H62V218H61V213H60V211H56V210H54V209H50L49 210V207H47ZM72 208H70V212H72ZM76 208V209H75ZM160 208V209H159ZM177 208H176V211H177ZM83 209H85V208H83ZM86 209H87V207H86ZM166 209H168V208H166ZM179 209H181V208H179ZM178 209V210H179ZM209 210H207L208 212L209 211H211L212 210V207H210V208H208ZM211 209V210H210ZM36 211L38 210V208H36L35 209ZM79 210H77V211H75V212H72L71 214H75V215H73L72 217H70V216H67V218L66 219H64L63 221H64V224L65 223H71L72 224V230H77V228L79 227H76V225H77V222H78V218H81V216H82V219H81V221H80V223L83 221V219L85 218H87V222L89 223V222H91V221H89L88 220V214H85V215H87V217H85V216H83V214H81L82 212L81 211H79ZM137 210V211H136ZM157 210H160V211H157ZM183 210V209H182ZM13 211V210H12ZM48 211V212H47ZM137 212L138 213V215H137V213H135V215H134V213L133 212ZM170 211V210H169ZM171 211H172V208H171ZM175 211V212H176ZM179 211H181V210H179ZM69 212V213H70ZM76 212H77V214H76ZM81 212V213H80ZM123 212H124V214H123ZM144 212V213H143ZM174 212V213H175ZM192 212V211H191ZM187 213V215L188 214H191V218H190V220L192 219V218H194V216L197 214H193V213H195V212H192V213ZM14 213H15V211H14ZM130 213H132L133 214V216L130 214ZM139 213H140V215H139ZM172 213V212H171ZM177 213V212H176ZM80 214V215H79ZM142 214V215H141ZM124 215V216H123ZM129 215H130V217H129ZM136 215H137V218H136ZM150 215V216H149ZM173 215V214H172ZM194 215V216H193ZM213 215V214H212ZM217 215L218 214H215V216H214V220L217 218ZM44 216V215H43ZM134 216H135V218H134ZM175 216V215H174ZM189 216V215H188ZM45 217V216H44ZM43 217V218H44ZM69 217V218H68ZM126 217V218H125ZM133 217V218H132ZM148 217V218H147ZM169 217H170V215H169ZM179 217V216H178ZM178 217H176V218H178ZM185 217H187V216H185ZM46 218V219H47ZM129 218V219H128ZM146 218V219H145ZM175 218V219H176ZM189 218L187 219V218H185V220H189ZM46 219H44V220H46ZM84 219V220H85ZM94 219H96V218H94ZM123 219V218H122ZM179 219V218H178ZM180 219H181V222H179L181 225H183L182 224V221L184 220V215H181L180 216ZM180 219H179V221H180ZM76 220V221H75ZM124 220H121L122 222L124 221ZM189 220V221H190ZM95 221V220H94ZM218 221V222H217ZM216 222L218 223V225L220 224V222H219V220H217ZM44 222V221H43ZM46 222V221H45ZM44 222V223H45ZM83 222H85V221H83ZM82 222V223H83ZM144 222L146 223L145 224V226H144ZM185 222V221H184ZM191 222V221H190ZM192 222H194V220L192 219ZM191 222V223H192ZM211 223V224H216L215 226L217 227L218 225H217V223ZM68 223V224H69ZM136 223H138V226H136L135 227V229H134V226H133V228L131 227L132 225H134V224H136ZM148 223V224H147ZM47 224V223H46ZM70 224V225H71ZM76 224V225H75ZM129 226H128V225ZM139 224H140V228L141 229H139ZM155 224H157V223H155ZM185 224V223H184ZM45 225V224H44ZM58 227H57V226ZM126 225H127V227H126ZM142 225V226H141ZM146 225H147V227H146ZM176 225V224H175ZM142 227H146L145 229L144 228H142ZM215 227V228H216ZM75 228V229H74ZM88 228H91V227H88ZM131 228L133 229V231H131ZM176 229H177V227H175ZM174 228V229H175ZM144 229V230H143ZM149 229V230H148ZM33 230H35V229H33ZM135 230V231H134ZM32 231V230H31ZM207 231H208V233H207ZM35 232V231H34ZM75 232V231H74ZM209 232H211V233H209ZM65 233V234H64ZM215 233V234H214ZM66 234L68 235L67 237H66ZM208 234H210L211 236H214V237H211L210 235H208ZM37 235V236H36ZM75 235V234H74ZM168 235V236H169ZM24 236V235H23ZM28 236V237H27ZM64 236V237H63ZM167 236V237H168ZM166 237V238H167ZM208 237V238H207ZM10 238V239H11ZM74 238V237H73ZM147 238V239H146ZM155 238V237H154ZM153 238V239H154ZM144 239H146V240H144ZM38 240V241H37ZM131 240H134V241H131ZM127 241H129V242H127ZM140 241H142V243H140ZM210 241V242H209ZM37 242V243H36ZM112 242L113 243H115L113 246H112ZM126 242V243H125ZM134 243L135 244V242L137 243L136 245H133V244H131V243ZM179 242V243H178ZM9 243H11L10 241H9ZM127 243H128V245H127ZM213 243V244H212ZM69 244V243H68ZM116 244H118V246H116ZM134 247V249L131 247V245ZM202 244V245H201ZM207 244H211L212 246H210V245H208L207 246ZM70 245H68V249H66V255L67 256H69L70 257V255H71V257L72 258H77V256H75V254L76 255H78L79 257L77 258L78 260V262L76 263V262H73L72 264H80L81 262H82V260L80 259L81 258V254H80V251H78V249H77V252L75 253V250H73V249H75V248H70V247H72V246H70ZM129 245H130V248H129ZM70 246V247H69ZM114 246H115V248H114ZM138 246V247H137ZM34 247V246H33ZM33 247H31V248H29V249H32ZM117 247V248H116ZM136 247V248H135ZM201 247V249H199ZM8 248V247H7ZM115 249V252H114V249ZM128 248H129V250H128ZM139 248V249H138ZM190 248V249H189ZM195 248V249H194ZM206 248V249H205ZM209 250H208V249ZM210 248H212L211 250H210ZM214 248V249H213ZM40 249H41V247L40 248H37V250H38V252L36 253V251H35V253L36 254H39V253H41L42 251H40ZM73 250L74 252H72L71 253V251L70 250ZM110 249H113V250H110ZM118 249V250H117ZM126 249V250H125ZM184 249L186 250V249H188V250H190V251H188V250H186V251H184ZM192 249H193V251H192ZM236 249V251H234ZM42 250V249H41ZM68 250L70 251V252H68ZM117 250V251H116ZM123 250H125V251H123ZM134 250V251H133ZM232 250L234 251L233 253H232ZM28 251V250H27ZM110 251L112 252V253H110ZM129 251H131V252H129ZM184 251V252H183ZM212 251V252H211ZM6 252L8 253V256H6L7 254H6ZM79 252V253H78ZM121 252V253H120ZM167 252V251H166ZM169 252V251H168ZM167 252V253H168ZM35 253H33V254H35ZM68 253V254H67ZM75 253V254H74ZM128 253L130 254V256L128 257L127 255H128ZM191 253V254H190ZM205 253V254H204ZM228 253V255H226ZM70 254V255H69ZM112 254V255H111ZM114 254V255H113ZM116 254H117V257H116ZM181 254V253H180ZM229 254H230V256H229ZM110 255V256H109ZM121 255H123V256H121ZM138 255H140L139 253H138ZM172 255V254H171ZM170 255V256H171ZM179 255V254H178ZM202 255V256H201ZM66 256V257H67ZM120 256H121V258L123 257L124 258V256H125V259H121L120 258ZM126 256H127V258H126ZM233 256V257H232ZM6 257H8V259L6 258ZM70 257V258H71ZM142 257V256H141ZM172 257H173V255H172ZM188 257V258H187ZM233 259H232V258ZM121 260H120V259ZM139 259H141L140 257H138ZM11 259V260H10ZM139 259H137L138 260V262H139V264H141L140 263V261H139ZM171 259V258H170ZM231 259V260H230ZM75 261H76V259H74ZM74 260H71V262L72 261H74ZM79 260L81 261V262H79ZM172 260V259H171ZM201 260H203V261H201ZM234 260V261H233ZM118 261V262H119ZM124 261V262H125ZM169 261V260H168ZM226 261V262H225ZM227 261H229V262H227ZM125 262V263H126ZM170 262H173V261H169V262H167V263H170ZM203 262V263H202ZM220 262H225V263H220ZM84 263V262H83ZM87 263V262H86ZM88 263L89 264H94L93 262L91 263V261H90V259L88 260ZM117 263V262H116ZM118 264V263H117ZM120 264H121V262H120Z\"/></svg>",
  "mask_w": 264,
  "mask_h": 264
}]
</instances>
